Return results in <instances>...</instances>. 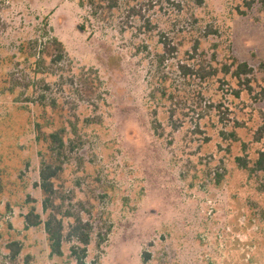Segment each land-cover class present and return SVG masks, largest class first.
<instances>
[{
	"label": "rangeland",
	"instance_id": "obj_1",
	"mask_svg": "<svg viewBox=\"0 0 264 264\" xmlns=\"http://www.w3.org/2000/svg\"><path fill=\"white\" fill-rule=\"evenodd\" d=\"M83 2L0 0V264H77L76 215L87 264H264L261 5ZM234 59L249 81L224 73ZM42 164L57 170L45 211ZM32 208L62 219L61 255L43 224L25 229Z\"/></svg>",
	"mask_w": 264,
	"mask_h": 264
},
{
	"label": "trees",
	"instance_id": "obj_2",
	"mask_svg": "<svg viewBox=\"0 0 264 264\" xmlns=\"http://www.w3.org/2000/svg\"><path fill=\"white\" fill-rule=\"evenodd\" d=\"M84 0H79V2L83 5ZM244 8L247 10L252 7V5L255 2H258L261 5L262 12H264V0H242ZM241 14H244L245 11L241 10ZM46 49L49 48V46H55L57 49L56 54H54L52 60L54 62L59 61L62 59L64 54V47L60 40L53 37L48 40V43L45 45ZM41 59H39L40 61ZM235 65V68L231 70L230 65H224V73H232L233 76L236 78H240L242 76H248L253 73V68L250 67L246 62H239L237 60H233ZM184 67V66H183ZM38 71V70H37ZM194 72V70H192ZM195 73L199 75V77H204L206 75L216 74L217 69L212 68L211 70H206L205 67L201 66L197 70H195ZM241 79V78H240ZM249 78L246 77V80ZM247 88L251 92L250 85H247ZM238 94V92H236ZM255 100L264 101V86L261 87L259 92L255 94L254 97ZM34 126L39 129L40 124L38 123V120L34 119L33 121ZM231 136H234L233 133H231ZM50 137H52L55 141H58V145H62V139L57 133L51 134ZM238 164L242 168H248L247 161L242 158H237ZM253 171L258 172H264V150H260L258 152V157L254 161L253 166L251 168ZM57 170L52 168L51 166L47 164H42V167L39 171L40 176V183L39 187L44 193V198L42 202L43 210H47V208L52 205V197H53V189H52V181L51 179L56 175ZM66 216H71V214H66ZM24 227L25 229H28L30 227H37L43 224L44 231L47 235L48 239V246L50 248V251L54 255H61V243L65 239L64 233H63V223L62 219L58 218L55 214H49V217L42 221V218L39 213H37L33 208L28 211L24 216ZM91 231L92 227L89 224V222L82 220V218L79 215L74 216V222L71 224L68 228L66 239L70 240L71 238L75 239L79 243H81V246H73L71 248L72 255L76 258L77 264H87L84 261V258L86 256L87 252V246L90 242L91 237ZM8 249L11 250V257L15 258L16 255L20 252L21 248L20 245L17 242H11L8 246ZM146 259L149 257V254H145ZM145 260V259H144Z\"/></svg>",
	"mask_w": 264,
	"mask_h": 264
}]
</instances>
